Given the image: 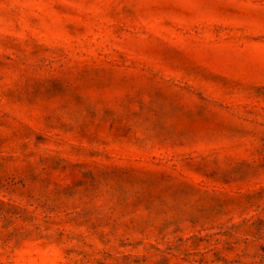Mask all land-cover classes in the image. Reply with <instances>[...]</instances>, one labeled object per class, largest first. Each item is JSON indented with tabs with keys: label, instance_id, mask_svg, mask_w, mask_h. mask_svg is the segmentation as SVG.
I'll use <instances>...</instances> for the list:
<instances>
[{
	"label": "rangeland",
	"instance_id": "rangeland-1",
	"mask_svg": "<svg viewBox=\"0 0 264 264\" xmlns=\"http://www.w3.org/2000/svg\"><path fill=\"white\" fill-rule=\"evenodd\" d=\"M0 264H264V0H0Z\"/></svg>",
	"mask_w": 264,
	"mask_h": 264
}]
</instances>
